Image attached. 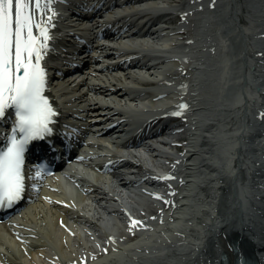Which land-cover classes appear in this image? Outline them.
Segmentation results:
<instances>
[{
	"label": "bare ground",
	"instance_id": "obj_1",
	"mask_svg": "<svg viewBox=\"0 0 264 264\" xmlns=\"http://www.w3.org/2000/svg\"><path fill=\"white\" fill-rule=\"evenodd\" d=\"M88 1L78 0L79 3ZM104 1L99 0L96 4ZM170 1L178 4L180 8L168 6L169 8L165 10L156 7L148 9L164 12L165 18L173 25L168 29H163V34L167 36L165 38L167 42L163 44L165 49L171 47L175 50L167 52L163 48L158 51L162 54L157 61L158 66L146 62V65H150L147 70L157 67L163 69V77L148 78L144 75L133 74L125 76L124 80L114 77L106 78L101 82L104 87L94 90V94L102 95L103 99L106 97H119L120 99L129 97L132 101L140 100V97L144 98L141 100L150 99L149 108L147 105L137 107L134 104H130L132 106L124 104L123 106L119 104V101L117 103L98 101L85 95L75 98L70 104L76 107V112H71L70 117L89 122L88 132L93 135L104 133L103 129L108 124H113L122 132L130 125L135 126L139 117L143 119L147 116L156 117V119L165 117L178 120L180 126L192 125L190 128H184L181 134L183 142L179 145V151L183 152L181 156L164 150V153L159 154L157 159L150 160L148 165L140 168L145 173L142 183L153 185L155 188H166L163 190L165 197H162L160 193L150 194L152 199L161 200L163 209L160 210L154 203L153 206L141 203L135 205L130 197L127 198L129 201H126L129 205L123 203V194L121 195L111 182L107 184L108 188H112L109 190L104 183L105 178L95 176L94 180L90 181L87 179L88 175L81 174L78 177L82 178L78 180L82 179L81 182H86V184H80L78 189H73V191L70 188L65 190L61 186L53 193L38 191V204L35 203L31 210L28 209L26 214L24 213L16 220L19 230L11 235L15 239L14 244L10 243L13 242L10 239L6 240V237H2L5 231L0 228V245L6 250V253L0 251L1 264H38L39 256L44 252L48 254L50 249L59 257V259L53 257L55 264H97L95 262L103 255L116 254L115 258H108L113 261L122 254L135 252V250L145 252L146 249L150 250L149 254L155 252L154 258L161 256L153 261L152 255H149V258L145 260L148 264H220L219 261L223 255L226 256L227 264H235L240 258H248L257 264H264V224L253 228L245 222L243 212L236 207L232 185H227L228 183L226 184L223 178L219 179L221 175L214 167L218 158L213 153L208 138L204 136L200 142L196 134L194 138V134L191 133V130L196 129L205 133L213 130L216 125L214 122L217 121L214 108L218 105L224 106L226 109L224 113L228 114L231 126L237 127L239 124L236 130L239 134L237 137L241 136L238 139H244L247 144L238 153L253 152L255 162L258 163V168L253 173L252 185L261 187L264 191L262 180L264 178V146L260 153L254 150L256 140L264 137V0ZM226 18L240 27L237 37L239 40L229 35V25H225ZM60 21L59 17L53 20L55 23ZM129 27L131 29L132 24H129ZM49 31L52 33L51 27ZM130 49L147 52L154 50L151 45L134 46ZM192 56L193 62L189 59ZM226 56L229 59L223 64L222 61ZM41 63L45 67V57ZM189 63H191L190 67ZM134 67L136 66H132L131 69ZM251 67L254 68L252 73ZM226 70L230 73L229 81L233 82L226 94L222 96L223 98L214 96L213 87L206 81L220 83L218 81L220 78L216 77V74L220 73L225 78ZM193 74H195L194 77ZM128 79H131L132 83L144 84L146 88H131ZM253 79L256 82H253ZM258 85L260 92L255 87ZM164 99H169L171 102L163 103ZM63 103H67L66 106L69 105V102L65 100ZM185 103L187 107L182 108V104ZM66 106H62L64 111L59 110L58 117H61L68 109ZM179 114L184 115L188 120L179 117ZM203 119L211 122L206 123ZM247 123L255 126L250 132V137L247 135L248 131H245L247 133L245 136L243 132H239V126L248 125ZM60 140L55 142L64 149H68L69 145L59 143ZM104 144L98 142L99 146L104 147ZM212 155L213 158H208ZM95 158L101 159L99 156ZM237 164H240V159H235V168ZM101 165L108 166V163ZM119 175L123 177L122 174ZM239 175L244 177L241 170H239ZM224 178L228 177L224 176ZM196 189H199L212 205L218 202L217 196H213L211 192L212 189L216 194L221 190L227 191L228 197H232L230 199L232 203H226L224 200L221 202V206L224 207L218 213L221 219L217 225L206 231L210 238L204 246L200 243L193 244V247L183 244L180 238L185 228L179 223L173 228L174 231L170 229V233L175 238L179 237L178 246L183 244L184 249L186 248V253L182 258H174L172 252L175 244L171 242L172 238L166 234L160 236V233L166 231L162 223L165 225L166 220L189 221L190 219L186 216L191 206L187 201ZM77 191L82 193L83 197H80ZM104 199L106 204L108 202L113 204L101 206L100 200ZM258 199L264 202V196ZM199 201L198 199L197 202ZM100 207L104 210L99 211ZM255 209L257 215L264 220V207L257 206ZM111 215L115 217L112 223L109 219H104ZM133 218L143 223L133 225L131 224ZM121 220L125 224L124 230L118 226ZM85 226L102 241L100 247L90 239L87 234L89 231L84 228ZM251 235H257L258 240H252L253 237L249 238ZM16 245H19L20 249ZM162 246H165L164 249L158 250ZM212 248H214L213 261L207 263L204 257L211 253ZM136 253L133 254L136 255Z\"/></svg>",
	"mask_w": 264,
	"mask_h": 264
},
{
	"label": "snow or ice",
	"instance_id": "obj_2",
	"mask_svg": "<svg viewBox=\"0 0 264 264\" xmlns=\"http://www.w3.org/2000/svg\"><path fill=\"white\" fill-rule=\"evenodd\" d=\"M56 15L53 0H0V120L10 108L16 117L8 146L0 150V208L25 194L29 142L53 131L57 110L44 94L47 71L41 62L54 38L49 28ZM142 223L131 220L133 225Z\"/></svg>",
	"mask_w": 264,
	"mask_h": 264
},
{
	"label": "rangeland",
	"instance_id": "obj_3",
	"mask_svg": "<svg viewBox=\"0 0 264 264\" xmlns=\"http://www.w3.org/2000/svg\"><path fill=\"white\" fill-rule=\"evenodd\" d=\"M175 5V4H174ZM178 4H176L177 6ZM225 25H229L227 23V19H226V23ZM229 30H231V32L233 31L234 33L232 34L233 37H238V34L237 32L235 33V30L236 28L232 29L229 25ZM228 30V32H229ZM238 39V38H237ZM239 40V39H238ZM227 42V41H226ZM228 43V42H227ZM190 60L194 59L193 56L189 58ZM186 61V60H185ZM193 62V60H192ZM223 64H225V61L223 60L222 61ZM184 65V64H183ZM189 67L191 66V63L188 64ZM187 68V67H185ZM207 69V68H206ZM254 68L251 67V73L254 71L253 70ZM163 69H161L160 67H158L157 69L153 70V74L150 76V77H161V73H162ZM225 76H227V79L224 78V82L223 80L220 82V83H216V82H213V81H206L208 82L209 84H211V86L213 87L212 89H214L215 93H214V96H220L221 98H223L222 96L224 94H226V91L230 88L229 86L232 84L231 81H229V76H230V73L228 70L225 71ZM191 73V72H190ZM193 73V72H192ZM218 76H220L221 74L220 73H217L216 74ZM195 76V74H193V77ZM223 76V75H221ZM215 77V78H216ZM113 78V77H111ZM250 78V77H249ZM202 79H206L205 77ZM256 79V78H255ZM253 79V82H256V80ZM205 81V80H204ZM219 81V79H218ZM215 83V84H214ZM259 86V85H258ZM258 86H255L256 88ZM224 87V88H223ZM223 88V89H221ZM260 88V86H259ZM258 89V88H257ZM259 91V89H258ZM260 92V91H259ZM229 93V91L227 92ZM101 97H99L98 101H107V102H111L112 100L110 98H107L106 99H103L104 97L102 95H99ZM122 101H125V99H123ZM147 101V100H146ZM118 102V101H117ZM168 103V102H171V100L169 99H164L163 100V103ZM214 111H216L217 113V121H215L214 123L216 124L215 125V128H213V130H211L210 132H202L200 129H196V130H191L194 134V138L197 136V139L198 141L200 140V142L203 140L204 136H206L208 138V141L211 143V146H212V149H213V153L216 154V152L220 149H230V144L231 142L233 141V132L235 131V125L234 126H231V120L228 116V114H225L224 112H226V109L224 108V106H221V105H218L217 107L214 108ZM193 117V116H192ZM181 118H184L186 120H188L187 117H181ZM206 123L207 122H211L209 120H205L203 119ZM203 121V122H204ZM219 121V122H218ZM176 123H179L178 120H175ZM189 122V121H188ZM213 122V121H212ZM87 123V122H86ZM192 127V125L190 124L189 126H187L186 128H190ZM195 128V126L193 127ZM196 134V136H195ZM181 135V134H180ZM179 135V136H180ZM263 138L264 137H261L259 140H256V145L259 144V149L260 151H263V146H264V141H263ZM182 140L180 139L179 140V143L183 144V142H181ZM187 147H185L186 149ZM173 151V150H172ZM175 153L176 154H179L181 156V154H183L182 151H179V148L178 150L174 149ZM253 156V154L250 155V157ZM222 157V156H221ZM208 158H213V155L212 156H209ZM226 159V160H225ZM227 160H229V158L227 157H223L222 159H220L219 161L221 162H225L222 166H221V170L223 172H225L224 174L226 175V172H227V169H226V164H227ZM249 163L251 164V168H256L257 167V162H255L254 158H252V160L249 161ZM252 177H253V174H252ZM192 180V179H191ZM242 181V180H241ZM222 182V181H221ZM215 183V182H214ZM213 183V184H214ZM222 184V183H221ZM224 184V183H223ZM245 185V183H242V188H244L243 186ZM249 187V186H248ZM199 189H196L195 192H193L191 194V196L189 197L187 203L190 204V209L188 210L189 214L186 216L187 219L189 218L190 220L189 221H184V222H180V220H174V221H169V220H166V224L164 225L166 227V231H164L163 233H160V236H164V234L168 235V237L170 238H174V239H178L177 237L175 238L174 235H172V233H170V229L173 230V228H175L176 225H179L184 227V231L182 232L183 233V236H181L180 239H182L181 241H185L188 245H190V247L192 246V244H197L201 239H204L205 238V234H206V231H208V226L213 223L214 221V217L213 216H217V215H220L218 213H220V210L221 208H224L223 206H221V202L224 200L223 198H220L221 201H219V204L218 205H212L210 202H208L209 200L208 199H205L203 193L199 190ZM211 192L214 194L213 196H218L217 197V200L219 199V192L216 194L215 191L212 189ZM77 194L80 196V197H83V194L82 193H78L77 191ZM224 195V194H223ZM239 199L241 201V204L244 206L245 204H248V206L250 208H252L253 206H251V203L249 204V198L247 197L246 195V192L244 191H240L239 194ZM200 200L199 202H197V200ZM225 201V200H224ZM100 202H103V201H100ZM217 209V210H216ZM191 210H193V212H190ZM213 215V216H212ZM242 215L244 216V213H242ZM242 216V217H243ZM243 219L245 220V222L247 224H249L250 226H252L253 228H257L258 226H261L264 224V220H262L260 217H258L257 219H252L250 217L246 218V217H243ZM205 221V223H204ZM179 223V224H178ZM86 228V230H88L89 232H92L88 227H84ZM167 228H169V232L167 230ZM16 230H19L18 227H15ZM190 230V231H189ZM174 231V230H173ZM205 231V232H204ZM168 232V234H167ZM202 232V233H201ZM93 233V232H92ZM11 240L13 242H10V243H13L14 244V241L15 239L11 237V235L8 234V236L6 237V240ZM171 239V240H172ZM173 239V240H174ZM207 239V237L205 238ZM179 240V239H178ZM142 241V240H141ZM203 241V240H202ZM216 241L218 242V240L216 239ZM134 242V241H133ZM131 243V242H129ZM19 246V245H18ZM16 245V247H18ZM18 249H20L18 247ZM0 251H3V253L5 252L6 253V250L4 249V247L2 245H0ZM212 251H214V248L211 249V253H209L207 256H205V260L208 262H212ZM49 253H43L39 256L38 258V264H55L54 260H53V257H56L59 259L58 255L55 254V252L53 250H49L48 251ZM116 254H108L107 255V258H115L116 256H114ZM52 256V257H51ZM2 258V257H1ZM118 258V257H117ZM1 262V261H0ZM58 263H59V260H58ZM1 264V263H0ZM64 264V263H63Z\"/></svg>",
	"mask_w": 264,
	"mask_h": 264
}]
</instances>
